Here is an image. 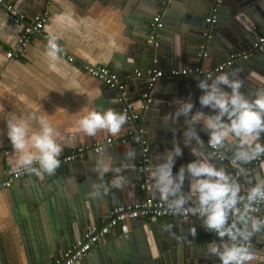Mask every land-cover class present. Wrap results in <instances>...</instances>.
Listing matches in <instances>:
<instances>
[{
    "label": "crops",
    "instance_id": "0c3cea01",
    "mask_svg": "<svg viewBox=\"0 0 264 264\" xmlns=\"http://www.w3.org/2000/svg\"><path fill=\"white\" fill-rule=\"evenodd\" d=\"M8 1L28 18L34 14H39L42 10L45 16L43 32L48 35H58L61 49L73 56L75 61L68 63L60 56L57 60H53L48 55L46 44L37 37L31 40L21 58L6 60L3 51L14 43L18 27L12 24L6 15L0 11V177L3 169L15 167L18 158V154L13 151L7 136V120L9 118L28 120L33 113L46 118L56 129L58 142L65 145L62 154L76 145L88 144L96 140L102 141L106 137L117 138L122 136L128 124L118 136H112L103 130L98 131L94 137H89L81 130L79 120L89 112L97 109H113L120 112V107L116 97H112L103 88L104 85L99 80L83 72L79 68L78 62L106 65L115 69L119 74H127L128 70L133 67H138L140 70L147 67L149 57L146 56V49L150 47L145 42L148 34L147 31L144 32L145 23L141 22L145 21L150 16L149 12L153 13L152 10L155 8L147 0ZM194 2L197 10L204 8L202 3L204 0H194ZM259 2L262 3V0ZM254 4H256L255 0H225L218 13L219 18L226 19L229 17L227 22L233 23L242 31L243 26L248 25L249 21L251 23L250 19L261 16ZM184 5L186 3L184 4L183 0L175 1L172 8L168 9L171 16L169 15L166 19L170 23H172L171 19L178 20L177 16L186 12L182 10ZM162 13L160 9L158 13L160 18ZM210 16L211 14L208 15V17ZM240 23H242V28L239 27ZM247 29L252 31V34L256 31V27L253 25L248 26ZM227 30H229L228 27L220 28L218 32L215 30L214 38L212 37L208 42L209 45L203 42L204 48H208V53L205 57L200 58L197 57V53L188 50L192 47L189 41L193 39V35H185L182 32L175 38L171 33L169 36L163 35L164 48L166 46L167 48L166 50L160 49L158 69L208 67L222 61L226 52L221 42L226 41L225 37L230 33ZM241 42L244 44L243 40ZM51 64H55L59 71H52L50 69ZM134 70L125 77V81L128 80L129 82V94L135 109L138 107L140 97L138 93L143 90L144 83L142 79L133 77ZM232 71L237 72L239 78L243 75L242 68H237V66L229 70V72ZM194 81L195 77L190 75L161 78L151 92L152 104L158 108L157 117L139 113L140 122L146 129L145 134L149 144L151 167L146 176L151 185L153 181L150 173L155 164L160 162L157 161L158 158L166 154L175 144L180 145L184 154L177 158L174 171L178 170L181 165L198 158L193 155L194 148L203 152L205 156L209 153L206 137L203 140V149H200L195 141L190 145H185L184 132L186 129L184 126L186 118L181 117L178 121L172 119L177 107L174 101L191 98L190 87L194 86ZM191 100L193 101L192 98ZM206 109H203L204 112ZM146 116L150 117V121L146 119ZM157 118L161 121L158 124L162 127L153 121ZM28 122L29 135L39 131V125L36 121L29 120ZM261 142L264 143V133L261 134ZM129 146L136 149L131 142L125 144L114 142L105 147L108 150L111 147L113 158L115 157L114 159L124 163V153ZM257 165L256 175H254L255 181L257 174L264 177V158H261ZM124 174L128 177V184L131 186L129 187L127 184L121 192H118L121 193L119 196L123 198L122 203L139 200L141 194L135 192L138 175H135L134 169L127 170ZM245 176L247 179V175ZM134 181L136 182L135 190L134 185H132ZM26 189H29L27 177L16 180L9 188L0 189V251L5 258V264H31L33 240L27 223L23 221L24 223L19 225V211L17 213V210H19L18 206L21 205L15 197V195L24 194ZM260 213L264 215V204H261ZM184 220L186 222L181 219L176 220L174 216H164L155 222L139 221H142L145 226L149 246L160 253L168 250V248H174L175 238L178 234L181 236L180 238L188 235L193 225L190 224L189 218ZM169 223L174 225L173 231H163L162 226ZM195 225L193 227L198 229L197 223ZM199 228L202 251L211 259L218 260V258L207 253L208 244L213 241L219 242L218 237L214 233L205 231L201 224ZM133 231L135 233V239L133 237L134 247L141 249L145 245L144 248H146L142 229L134 224ZM111 233L115 238L112 231ZM262 237L263 233H258L250 242L255 253L261 252L259 244L262 242ZM194 239L197 240V237L195 236ZM130 252L129 245L127 253H125V261ZM48 262L44 264H48ZM32 263L40 264L36 260H32ZM251 264H261V262L254 259Z\"/></svg>",
    "mask_w": 264,
    "mask_h": 264
},
{
    "label": "clouds",
    "instance_id": "9594fccd",
    "mask_svg": "<svg viewBox=\"0 0 264 264\" xmlns=\"http://www.w3.org/2000/svg\"><path fill=\"white\" fill-rule=\"evenodd\" d=\"M59 40L58 35H49L48 55L53 60H57L62 52ZM50 69L59 71L55 64H51ZM196 79V87L201 93L198 97L199 109L193 111L196 105L191 98L174 101L177 107L172 119L178 121L184 117L190 125L184 132L185 145L195 141L203 149L204 141L196 127L202 124L203 130L208 133V147L230 152L232 164L240 167L242 175L246 174L243 166L264 156V143L261 142V134L264 133V90L248 97L241 91L243 81L235 71H222ZM205 108L210 109L211 114L202 110ZM29 120L39 125V131L31 135ZM127 124L128 115L113 109L93 110L79 120L81 130L89 137L103 130L118 136ZM7 136L13 151L18 154L14 171L29 169L37 175H55L61 166L59 157L65 145L58 142L56 129L46 118L35 113L28 120L9 118ZM183 154L180 145L175 144L158 158L160 162L150 173L153 197L158 198L172 215L199 218L204 230L218 237L219 242L208 244L207 253L218 258L220 264H251L255 254L250 242L256 234L264 233V217L256 215L259 211L257 206L264 204V177L257 174L255 184L243 191L236 176L223 165L211 162L215 158L214 153L205 156L196 148L193 155L198 158L174 171L177 158ZM136 158V149L129 146L124 153V163L116 166L107 149H102L92 168L100 182L92 184L89 197L98 199L114 189L122 190L129 183L124 173L134 169ZM108 173L114 175L105 182L104 177ZM173 228L171 223L162 226L165 232H172ZM189 234L195 237L196 228L192 227Z\"/></svg>",
    "mask_w": 264,
    "mask_h": 264
},
{
    "label": "water",
    "instance_id": "95a60500",
    "mask_svg": "<svg viewBox=\"0 0 264 264\" xmlns=\"http://www.w3.org/2000/svg\"><path fill=\"white\" fill-rule=\"evenodd\" d=\"M175 1L177 0H147L155 10H152L153 13L149 12L150 16L147 17L145 21L141 22L145 23L144 32H149L151 17L158 14L160 9L163 12L160 18L161 27L157 30V46L153 49H146V56L149 57L147 67L141 70L138 67H133L128 70L127 74L120 73V75L124 77L129 76L134 69H139L141 73H144L146 68L152 63V60H154V66L158 68V54L160 49L163 48L166 50L167 48V46L164 48V40L162 36H169V33H171L174 38L180 35L181 32L185 35H193V39L189 41L192 47L188 50L198 53L199 45L203 42L208 44L212 37L214 38L215 30L218 32L220 31V28L228 27L229 30L227 31L233 36L228 33L230 35L228 36L227 34V37H225L226 41L221 42L226 52L224 58H226L230 52L249 51L259 33L264 30V0H262V3H260L259 0H255L256 4L254 5H256L261 16L255 17L257 20L255 18L250 19L251 23L249 21V24L243 26V28L242 23H240L239 27L242 28V31H240V29H238L233 23L227 22L229 17L226 19L219 18L218 13L225 0H218V4H216V0H204V2H202L204 8H200V10H197L195 7L194 0H183V3H186V5H184V9L182 10L186 12H182L181 16L178 15V20L171 19L172 23H170L168 19H166L169 15L171 16L168 9L170 10L172 8ZM258 5L260 6V9ZM42 12L43 11L40 10L39 13ZM209 14H211L213 21L208 23L205 21V18L208 17ZM251 25L256 27L254 34L247 29L248 26ZM242 40L245 45L242 44ZM204 51L208 53V48L205 47ZM249 52L250 53L246 59L235 60L229 67L223 70V72H229V70H232L235 66H237V68H242L243 75L240 76V79L243 81V88L241 91L251 98L254 97L259 90H264V43H262L258 49ZM221 72L214 74H220ZM138 78L142 79L144 83L143 90L138 93V96H140L145 89V78L143 76ZM126 84L127 91L129 92L130 88L128 80L126 81ZM196 85L197 79L195 77L194 86L192 88L190 87V93L191 98L196 105L194 109L198 110L200 107L198 97L201 93ZM103 88L107 90L112 97H116V92L113 89H110L105 85ZM150 99L151 100L147 106L144 109H140L139 106L141 100L139 98L138 107L135 108L134 111L137 113L142 112L144 115L147 114L149 116L157 117L158 108L152 104V94L150 95ZM120 106L119 103V107ZM209 111L211 112L210 109H206V113H209ZM146 119L150 121V117L148 118V116H146ZM153 121L157 124L161 123L159 118ZM158 125L159 127H162L160 124ZM189 126L188 123H185L184 129H187ZM196 127L198 128V132L201 133L199 134L202 139L204 140L205 137V139H208V133L203 130V125L200 124ZM131 143L135 145L137 150L136 143L133 141ZM207 148L208 152L211 153L209 147ZM104 149L107 148L105 147ZM112 150L111 147H109V150L107 149L114 164L116 166H122L123 163L118 159H114L115 157L113 158ZM218 152L222 155V158L218 159L214 156L215 158L211 162L218 166L223 165L229 172L236 176L243 191H246L250 186L255 184L256 181L254 180V175H256V169L258 168L257 164L260 160H255L251 164L244 165L243 168L245 169L246 174L242 175L240 167L232 164L230 152ZM98 155L99 153L93 154L88 152L78 159L76 158L73 161L62 163L57 169L55 175L52 176L47 174L27 176L29 189H26L25 193L21 196L15 195L16 201H20L21 205L18 206L19 210H17V213L19 211V225L21 226L24 222L27 223L33 240V253L30 258L31 264H33L32 260L44 264L45 262H50L54 257L59 256L64 248L76 240L87 226L102 221L107 213L112 210L114 205L123 202V198L119 196L121 193H118L119 191L121 192L120 189H114L102 198L93 199L89 197L88 192L91 191L92 184L94 182H100L97 174L92 171L95 158ZM134 173L137 176L135 169ZM113 175V173L106 174L104 181H110ZM245 175H247V179ZM20 178H24V176L19 177V179ZM135 183V181L132 183V185H134V190ZM128 186L130 187L131 184H128ZM135 192H138L137 189ZM175 218L176 220L181 219L179 217ZM181 220L185 221L184 219ZM189 220L190 224L193 226H196L195 224L197 223V240H195L189 233L184 238H180L181 236L178 234L175 238L174 248H168V250L159 253L155 251L153 247L149 246L143 222L139 221V219H130L125 233H121L118 228H113L112 232L115 235V238L117 237L116 239L111 232L107 233L104 235L103 240L100 243L84 253L73 264H219V260L215 261L211 259L202 251L199 228L201 220L195 216H190ZM134 224L142 229L147 245L146 248H144V245L139 249L137 242L135 244L138 248H136V246L134 247ZM129 245L131 252L125 261V253H127V247H129ZM252 250L254 254H257L255 259L260 261L261 264H264V250L261 249V252L258 253H255L253 248ZM51 256L52 258H50ZM0 263H6L1 251Z\"/></svg>",
    "mask_w": 264,
    "mask_h": 264
},
{
    "label": "built area",
    "instance_id": "2783aa9c",
    "mask_svg": "<svg viewBox=\"0 0 264 264\" xmlns=\"http://www.w3.org/2000/svg\"><path fill=\"white\" fill-rule=\"evenodd\" d=\"M218 2L219 1L216 0V4H218ZM0 11L6 15L12 24L18 27L14 43L3 51V56L6 60L21 58L25 54L27 46L35 37L39 38L47 46L49 35L44 33L42 29L45 21L43 13L34 14L32 17L28 18L8 0H0ZM205 21L208 23L212 22V16L206 17ZM160 27L161 22L159 15H153L150 19V29L145 39L146 44L149 45L151 49L157 46V30ZM262 43H264V30L259 33L249 51L258 49ZM204 49V43L200 44L199 52L197 53L198 58L206 56ZM249 51L230 52L222 61L208 67L194 66L191 68L184 67L161 70L154 66V60H152V63L146 68L144 73H141L139 70L133 71L134 78L141 76L145 78V89L139 97L141 100L139 108L144 109L147 106L151 100V92L159 79L181 75H190L204 79L209 74L225 70L237 59H246L250 53ZM60 57L64 58L68 63L75 61L73 56L65 53L63 50ZM78 65L83 72L96 78L103 85L116 92V99L121 105L119 110L120 113H126L128 115V127L120 137H106L103 142L93 141L88 144L76 145L66 153L62 154L59 159L61 163H65L76 158L78 159L88 152L96 154L105 146H110L114 142L125 144L134 141L137 146V158L134 161V169L138 175L136 189L141 194V197L134 202H124L114 205L112 210L107 213L100 223L87 226L76 240L68 244L61 254L51 259L48 264H73L84 253L100 243L103 240L104 235L111 232L113 228H118L121 233H125L130 219L155 222L158 218L164 216H174L181 219L190 217L172 215L167 211L166 207L162 205V202L159 199H156L151 195L152 185L146 176L151 167L149 144L145 134L146 131L140 122L139 113L134 111L130 94L127 91L125 77L120 75L115 69L106 65L88 64L85 62H78ZM207 141L206 145L208 146ZM209 149L211 153H214L216 158H222V155L217 150H213L210 147ZM261 158H264V156ZM261 158L259 160H261ZM33 167L38 168V165H34ZM13 169L14 167L2 170L0 189L9 188L11 184L21 176L36 174L34 170L18 169L14 171ZM257 207L259 208V211L256 215L264 217V215L260 213L261 204ZM262 238L260 248L264 250V234Z\"/></svg>",
    "mask_w": 264,
    "mask_h": 264
},
{
    "label": "bare ground",
    "instance_id": "6f19581e",
    "mask_svg": "<svg viewBox=\"0 0 264 264\" xmlns=\"http://www.w3.org/2000/svg\"><path fill=\"white\" fill-rule=\"evenodd\" d=\"M142 126H143V125H142ZM143 127H144V126H143ZM144 129H145V128H144ZM145 130H146V129H145ZM96 141H97V140H96ZM103 141H104V140H102V141H100V142H103ZM130 142H132V141H130ZM133 142H134V141H133ZM96 154H97V153H96ZM74 160H75V159H74ZM71 161H72V160H71ZM67 162H69V161H67ZM65 163H66V162H65ZM61 164H62V163H61ZM34 175H35V174H34ZM29 176H31V175H29ZM25 177H27V176H24V178H25ZM18 179H19V178H18ZM18 179H17V180H18ZM15 182H16V181H14L13 183H15ZM13 183H12V184H13Z\"/></svg>",
    "mask_w": 264,
    "mask_h": 264
}]
</instances>
